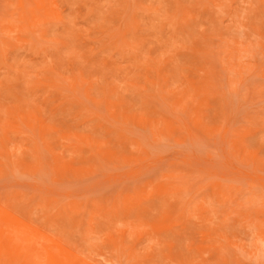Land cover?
Segmentation results:
<instances>
[{"label":"rangeland","instance_id":"1","mask_svg":"<svg viewBox=\"0 0 264 264\" xmlns=\"http://www.w3.org/2000/svg\"><path fill=\"white\" fill-rule=\"evenodd\" d=\"M0 264H264V0H0Z\"/></svg>","mask_w":264,"mask_h":264}]
</instances>
